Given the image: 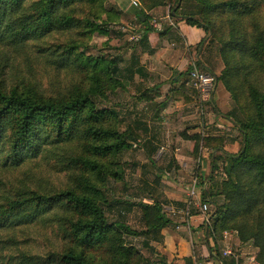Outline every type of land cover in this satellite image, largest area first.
Segmentation results:
<instances>
[{
    "label": "rangeland",
    "instance_id": "1",
    "mask_svg": "<svg viewBox=\"0 0 264 264\" xmlns=\"http://www.w3.org/2000/svg\"><path fill=\"white\" fill-rule=\"evenodd\" d=\"M134 2H138L140 6L135 8ZM157 2H160L161 6L154 7ZM72 9L77 25L69 31H55L41 42H34L26 50L0 46V88L13 89L22 83L21 81L35 82L37 91L45 96H58L79 85L85 90L95 86L102 88L106 97L98 96L97 108L107 110L108 114L111 112L116 114V118L113 116L109 118V123L104 128L110 132L117 130L123 139L132 143V148L120 156L115 155L112 158L109 154L98 158L102 165L98 171H81L78 174L67 171L62 163L64 155L71 153L74 146H67L65 151L56 149L49 152V158L43 156L34 161L38 164L33 166L35 168L33 174L36 176L33 183L39 185L38 187L59 192L77 187L75 175L90 180L95 186L96 193L99 194L98 199H104L106 202L104 208L108 221L116 223V228L121 231L126 246L133 249L134 254L138 253L136 263L145 259L148 261L145 264H155L153 260L160 259L156 247L161 246L162 241H155L153 235L140 236L141 232L148 230L143 220V207L149 204L153 207L161 205L164 215L172 223V219L181 218L187 213L186 211L180 213L171 205V202L182 203L175 200L182 193V196L187 198V204L200 205L199 211H203V205L207 204L209 210L206 215L212 220L218 215L219 208L229 202L221 194L224 191L222 183L228 180L224 171L228 164L227 158L243 152V147L246 145L240 124H236L231 116L235 109L241 113L243 106H240V111L239 103L233 99L222 81L227 79L223 78L227 66L222 59V44L219 42L221 38L227 39L233 28L229 23L230 12L220 10V13H212V20L209 17L206 20L209 13L199 0H94L80 2ZM141 11L146 13L147 21L146 19L140 21ZM254 15L240 14L242 17L238 18L242 19L249 35L254 33L257 37L256 25H264V7H257ZM188 17H195L199 26L208 30L205 44L197 48V56H201L205 50L204 59L211 68L205 66L200 59L196 62V66L204 68V72L215 76L217 81L208 100H203L200 92L192 86L188 78L189 70L181 75L179 72L174 73L172 80L161 77L152 82L147 79L142 82V75H139L137 80L135 77L132 78V72L141 66L140 63L134 67L133 55L142 58L144 56L140 46L142 34L149 28L166 30V34L171 33L178 22L186 21ZM209 21H213L215 28L210 26ZM88 23L100 25L101 30H92ZM87 31L92 33L86 35ZM150 34L159 37V32ZM71 45L77 46L79 52L86 58L117 60L118 74L113 75L105 70L97 72L93 66L81 73L66 70L57 64L61 55L58 57L46 53L45 56L40 52L45 48L61 50ZM62 52L60 51L61 54ZM121 59L123 61L120 62ZM241 63L240 61L239 65L242 66ZM251 67L242 69L244 80L239 81L238 84L246 91L250 86L264 91V71L257 64H252ZM248 72L251 74H247ZM175 78L178 80L174 81ZM99 79L103 80L101 85ZM227 80L232 81V79ZM236 82L237 78L230 83ZM183 87L188 88L186 92ZM217 90L224 95L227 93L228 96L222 108L218 107L215 99ZM146 93L153 98L152 101L142 97ZM161 95L162 97H159ZM241 97V103L243 102V105L247 103L250 108L244 116L248 114L253 116L254 109L246 95ZM219 119H228L233 124L229 126L231 131L222 130L229 134L234 133L227 140L234 139L233 141L237 142L235 154L232 152L225 154V144L220 141L208 144L204 141L208 137H218L214 135L220 131L217 127L220 124ZM109 143L110 141L101 144ZM222 145L224 149L221 148ZM80 146L81 148L76 144L75 148L79 149V154L84 155L83 145ZM219 158L223 160L219 161ZM151 160H154L155 164ZM23 174L22 171L14 173L10 170L1 171V177L15 185L23 180ZM217 183L218 190L212 191L211 188L217 187ZM178 187H182L183 191H179ZM204 197L208 198L206 202L203 201ZM214 201L218 205H214ZM257 210L258 207L251 216L241 217L237 223H243L245 220H248L250 225L256 223ZM122 225L125 227L123 228ZM12 232H15L13 237L20 242L17 249L21 248V252L28 255L46 256L52 252L61 253L70 245V240L60 232V225L51 219L18 223L12 231H9ZM2 233L6 231L0 232V236ZM230 233L239 237L237 232L230 231ZM247 244L257 249L256 256L260 252L263 254V250L256 247L254 240ZM11 252H3V256L21 254L18 250ZM99 258V262L110 259L105 254ZM17 259L14 264L22 263L20 257Z\"/></svg>",
    "mask_w": 264,
    "mask_h": 264
},
{
    "label": "trees",
    "instance_id": "2",
    "mask_svg": "<svg viewBox=\"0 0 264 264\" xmlns=\"http://www.w3.org/2000/svg\"><path fill=\"white\" fill-rule=\"evenodd\" d=\"M83 1L94 0H0V46L26 50L34 42H41L55 31H69L77 25L72 8ZM199 1L209 13L206 20L208 17L211 19L215 12H230L229 23L233 28L227 39L221 38L219 43L222 44L221 56L227 66L223 78L232 81L237 78V82L232 84L227 79L222 81L233 99L239 103L238 109L243 106V113L240 109L243 116L236 109L231 116L236 124H240L246 141L243 152L227 158L228 164L224 171L228 180L222 183L224 191L221 194L229 202L219 208L218 215L212 219V229L218 240L225 232L230 231L237 232L243 243L254 240L256 247L263 250L257 260L264 264V91L255 86L248 87L246 91L238 84L244 80L243 68L257 64L264 71V25H256L258 33H255V37L254 33L249 35L242 19L238 18L242 17L240 14L254 15L257 7H264V0ZM159 6L160 2L154 5ZM139 18L141 22L148 20L144 11H141ZM180 22L201 28L205 33L208 31L199 26L195 17H188L186 21ZM209 22L215 28L213 21ZM88 25L92 30H101L100 25ZM156 31L149 28L142 34L140 46L143 52L148 50L149 34ZM90 33L92 31H87L86 35ZM205 42L206 38L199 46ZM60 51H63L62 54ZM40 52L45 56L46 53L58 57L61 55L57 64L66 70L81 73L93 66L97 72L105 70L113 75L118 74L117 60L86 58L75 45L61 50L45 48ZM132 60L135 64L139 57L133 55ZM240 61L242 66L239 65ZM230 76L232 78H228ZM102 81L99 79L100 85ZM21 82L13 89L0 88V232L6 231L0 236V264H14L19 257L22 261L20 264H135L138 253L134 254V250L126 246L116 223L108 221L104 208L106 202L98 199L99 194L90 180L75 175L77 187L59 192L38 187L39 185L33 183L36 178L33 166L38 164L34 161L43 156L49 158V152L56 149L65 151L67 146H74L71 153L64 155L62 163L67 171L78 174L81 171H98L102 167L98 158L109 154L112 158L115 155L120 156L132 148V143L123 139L117 130L110 132L104 128L109 123V118H116V114H108L107 110L97 108L98 96L106 97L102 88L95 86L85 90L79 85L58 96H45L37 91L35 82ZM242 95H246L253 107V116H244L250 108L247 103H241ZM142 97L147 101L153 99L147 93ZM139 124L143 127L142 123ZM108 141L109 144H101ZM204 141L207 144L218 141L225 143L222 137H208ZM76 144L79 148L80 144L83 145L84 155L78 153ZM221 148L224 149L223 145ZM225 154L230 153L225 151ZM222 160L223 158H219V161ZM151 161L155 164L154 160ZM5 170L12 173L24 172L23 180L18 185L4 180L1 171ZM219 184L211 190L219 188ZM207 199L204 197L203 201L206 202ZM213 203L218 205L215 201ZM257 207L256 223L250 225L248 220L237 223L241 217L251 216ZM142 210L148 230L141 232L140 236L153 235L154 240H160L161 232L169 225L170 220L166 218L159 204L154 207L145 205ZM40 219H51L60 225V232L70 240L66 250L36 256L21 252V248L17 249L20 242L13 237L15 232L9 231L18 223ZM12 250H18L21 254L3 256V252L10 253ZM102 254L108 255L110 259L99 262ZM143 261L136 264L148 262L145 259Z\"/></svg>",
    "mask_w": 264,
    "mask_h": 264
},
{
    "label": "crops",
    "instance_id": "3",
    "mask_svg": "<svg viewBox=\"0 0 264 264\" xmlns=\"http://www.w3.org/2000/svg\"><path fill=\"white\" fill-rule=\"evenodd\" d=\"M165 31L157 30L158 38L154 34H149L148 50L142 51L143 58L139 57V61L134 64V67L140 63L141 66L132 73V78L135 77L137 80V77L142 75V82L146 79L152 82L161 77L172 80L174 73L179 72L181 75L188 70L191 71L198 59L211 68L204 59L205 50L201 56H197V48L207 36L204 30L179 22L171 33L166 34ZM164 79L162 78V81ZM175 80L178 79L175 78ZM187 89L183 87L184 92ZM225 94L219 90L215 94L220 108L225 106L228 100L227 93ZM218 123H220L217 125L220 131H217V135L214 136L224 138L226 152L235 154L237 142L233 141L234 139L227 140L234 133L229 134L222 130L231 131L229 126L233 124L228 119H219ZM178 190L183 191L182 187H178ZM175 200L182 203L171 202L173 208L180 213L183 211L187 213L181 218L172 219V223L162 230L160 240L157 241H162V245L156 247L160 259L153 260L155 264H261L256 260L257 249L241 242L237 235L225 232L218 240L213 233L211 218L199 211L200 205L195 203L196 207L193 203L187 204V198H184L182 193Z\"/></svg>",
    "mask_w": 264,
    "mask_h": 264
},
{
    "label": "built area",
    "instance_id": "4",
    "mask_svg": "<svg viewBox=\"0 0 264 264\" xmlns=\"http://www.w3.org/2000/svg\"><path fill=\"white\" fill-rule=\"evenodd\" d=\"M135 8H138L140 4L138 2L133 3ZM189 79L192 82L194 89L198 90L202 95V99H209L213 93L214 88L216 87L217 81L215 76L208 75L204 72L203 68L193 65V70L190 71ZM152 204H149L151 206ZM202 212L206 214L209 210L207 204H204L202 207ZM255 262V261H254ZM253 262V263H254ZM258 264V263H254Z\"/></svg>",
    "mask_w": 264,
    "mask_h": 264
}]
</instances>
